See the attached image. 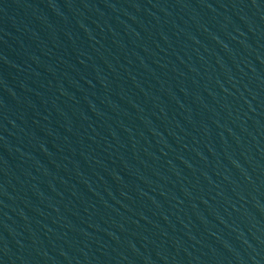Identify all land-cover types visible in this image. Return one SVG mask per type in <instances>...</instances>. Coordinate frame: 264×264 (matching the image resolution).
Segmentation results:
<instances>
[{
  "label": "water",
  "instance_id": "95a60500",
  "mask_svg": "<svg viewBox=\"0 0 264 264\" xmlns=\"http://www.w3.org/2000/svg\"><path fill=\"white\" fill-rule=\"evenodd\" d=\"M0 264H264V0H0Z\"/></svg>",
  "mask_w": 264,
  "mask_h": 264
}]
</instances>
